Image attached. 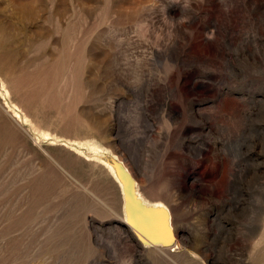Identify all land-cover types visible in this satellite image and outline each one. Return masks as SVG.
<instances>
[{
    "label": "rangeland",
    "instance_id": "obj_1",
    "mask_svg": "<svg viewBox=\"0 0 264 264\" xmlns=\"http://www.w3.org/2000/svg\"><path fill=\"white\" fill-rule=\"evenodd\" d=\"M30 1L0 18V264H264V0Z\"/></svg>",
    "mask_w": 264,
    "mask_h": 264
},
{
    "label": "snow or ice",
    "instance_id": "obj_2",
    "mask_svg": "<svg viewBox=\"0 0 264 264\" xmlns=\"http://www.w3.org/2000/svg\"><path fill=\"white\" fill-rule=\"evenodd\" d=\"M122 179L127 181L126 177L122 176ZM128 183L130 186V181ZM129 222L153 243L167 244L171 239L167 228V213L145 209L136 201L131 191L129 192Z\"/></svg>",
    "mask_w": 264,
    "mask_h": 264
},
{
    "label": "bare ground",
    "instance_id": "obj_3",
    "mask_svg": "<svg viewBox=\"0 0 264 264\" xmlns=\"http://www.w3.org/2000/svg\"><path fill=\"white\" fill-rule=\"evenodd\" d=\"M29 1L30 0H21V1H16V0H8V3H5L6 4V7H5V9L2 11V12H0V18H3L4 19V22H9L10 23V21H11V19H12V17H11V15L8 13V10H10L9 9V6H13V4H16V5H20V6H22V7H28V6H31L30 5V3H29ZM45 1V0H44ZM43 1V2H44ZM74 1H79V0H74ZM122 1H124V0H96V2L99 4V6L98 7H96V9L97 10H99L100 8H102V7H100V5L101 4H105V3H110L113 7L112 8H118L119 7V5L121 4V2ZM132 1V3H134L135 5H138L137 7H139V8H141V7H147V5L148 6H150V7H154L155 5H153L154 4V2L156 1V0H131ZM31 2V1H30ZM57 2V1H56ZM40 3V2H39ZM38 2H37V4H39ZM55 3V2H54ZM48 4V3H47ZM53 6H55L54 4H52ZM86 6V5H85ZM32 7V6H31ZM35 7L37 8V11L39 10V12H37L36 11V13L38 14L37 15V17H39V18H41V13H42V9H44L42 6H38V5H35ZM89 7V6H88ZM100 7V8H99ZM71 8V7H70ZM104 8H105V5H104ZM155 8V7H154ZM29 10H30V7L28 8ZM52 10V9H51ZM12 11H13V9H12ZM53 12V11H52ZM11 14H12V12H11ZM54 14V13H53ZM32 15V14H31ZM67 17V16H66ZM114 19V18H113ZM156 19V18H155ZM18 20H19V18H18ZM2 22V21H1ZM3 23V22H2ZM150 24V23H149ZM5 25V24H4ZM10 26V25H9ZM14 26V25H13ZM14 28H16V29H18V30H20L18 27H16V26H14ZM13 28V29H14ZM148 28V27H147ZM153 28V27H152ZM15 29V30H16ZM12 32V31H11ZM52 32H53V30H52ZM65 32V31H64ZM63 32V33H64ZM36 34V36L38 37V38H42L43 36H47V38H49L50 40H54V41H56V43L57 42H61V40H63V37H62V39H61V37H58V38H55V37H53L54 36V33H53V35L51 36V34L49 35V31H46L45 30V27L42 29V30H40V31H38V32H36L35 33ZM94 36V35H93ZM168 36V35H167ZM25 37V36H24ZM169 38H170V36H169ZM82 41V40H81ZM62 44V43H61ZM57 46V45H56ZM1 47V46H0ZM64 53V52H63ZM64 67H65V65H64ZM70 70V69H69ZM70 72V71H69ZM72 75V74H71ZM70 76V75H69ZM74 78V77H73ZM53 90V89H52ZM52 96H53V94H52ZM78 111V110H77ZM81 111V110H80ZM79 111V112H80ZM86 111V110H85ZM84 113V112H83ZM83 118V117H82ZM85 118V117H84ZM114 170V169H113ZM114 172H115V175H116V171L114 170ZM116 177H117V175H116ZM118 179V178H117ZM134 184H135V182H134ZM123 186V185H122ZM123 188V187H122ZM135 194H136V197H137V199L141 202V204H143L144 206H146V207H149V206H147L146 205V203H144L143 202V199L141 198V197H139V195H138V193L136 192V189H135ZM124 200H125V196H124ZM148 202V201H147ZM125 205H126V201H125ZM126 207V206H125ZM154 208V207H153ZM155 208H157V209H164V210H166L167 211V213H168V215H169V222H170V218H171V215H170V211L167 209V208H164V207H155ZM127 213V212H126ZM127 218H128V215H127ZM170 228L172 229V231H173V234H174V238L176 239V234H175V229H174V227L171 225V222H170ZM175 249V248H174ZM173 249V250H174Z\"/></svg>",
    "mask_w": 264,
    "mask_h": 264
},
{
    "label": "water",
    "instance_id": "obj_4",
    "mask_svg": "<svg viewBox=\"0 0 264 264\" xmlns=\"http://www.w3.org/2000/svg\"><path fill=\"white\" fill-rule=\"evenodd\" d=\"M109 164H111V166L115 169L116 171V175L118 180L121 182V184L123 185V193L125 196V201H126V212L128 215V221L127 224L132 227L138 234L140 233L141 237V241L142 243H144L145 245H152V246H159L162 245L163 247H172L175 243V238H174V234L172 229L170 228V222H169V215L167 213L166 210L164 209H157V208H153V207H146L143 204H141V202L137 199L136 194H135V184H134V179L132 178V176L125 170L124 166L122 164H120L119 162H117L116 160L109 158L108 159ZM123 177L127 178V181L125 179H122ZM130 181V186H129V182ZM132 192L135 196L136 201L142 205L145 209H153L156 211H164L167 213V228L170 232L171 235V239L167 244L164 243H153V241L151 239H149L147 236L143 235L140 231L137 230L136 227H134L130 222H129V192ZM124 226L126 227V224L124 223Z\"/></svg>",
    "mask_w": 264,
    "mask_h": 264
}]
</instances>
